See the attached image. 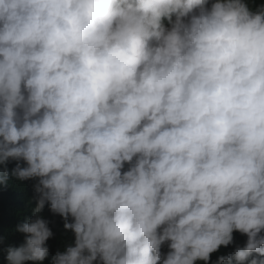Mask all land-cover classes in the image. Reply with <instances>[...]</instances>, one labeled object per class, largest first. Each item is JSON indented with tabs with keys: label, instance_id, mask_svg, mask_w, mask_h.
I'll list each match as a JSON object with an SVG mask.
<instances>
[{
	"label": "clouds",
	"instance_id": "1",
	"mask_svg": "<svg viewBox=\"0 0 264 264\" xmlns=\"http://www.w3.org/2000/svg\"><path fill=\"white\" fill-rule=\"evenodd\" d=\"M25 181L0 264H264V0H0V191Z\"/></svg>",
	"mask_w": 264,
	"mask_h": 264
},
{
	"label": "trees",
	"instance_id": "2",
	"mask_svg": "<svg viewBox=\"0 0 264 264\" xmlns=\"http://www.w3.org/2000/svg\"><path fill=\"white\" fill-rule=\"evenodd\" d=\"M11 166L13 165H10V167ZM24 183L27 185L26 189L24 190H21L19 187H17L16 192H13L11 189L0 191V234L5 228H14L17 223L23 222V217L16 216L15 212L25 209L27 207L26 202L28 197L35 195V193L32 191V184L34 181H25ZM25 192H27V196L25 195ZM27 214L30 215L31 213L28 212ZM43 215L45 218L52 219L54 221L51 227L55 233V238L50 239L47 242L51 247V251L54 253L56 250H52L53 247L55 249L61 247L60 239L63 236L62 222L59 217L52 216V214L48 211L47 206ZM22 242V234L11 235L6 241V243H12L17 246ZM0 247H3V245H0ZM3 264H5V262H3ZM44 264H50V257L44 262Z\"/></svg>",
	"mask_w": 264,
	"mask_h": 264
},
{
	"label": "rangeland",
	"instance_id": "3",
	"mask_svg": "<svg viewBox=\"0 0 264 264\" xmlns=\"http://www.w3.org/2000/svg\"><path fill=\"white\" fill-rule=\"evenodd\" d=\"M246 240V237L245 236H241V242L244 243Z\"/></svg>",
	"mask_w": 264,
	"mask_h": 264
}]
</instances>
